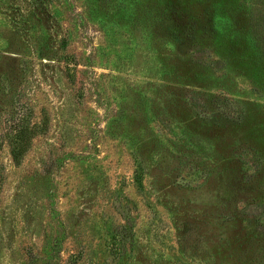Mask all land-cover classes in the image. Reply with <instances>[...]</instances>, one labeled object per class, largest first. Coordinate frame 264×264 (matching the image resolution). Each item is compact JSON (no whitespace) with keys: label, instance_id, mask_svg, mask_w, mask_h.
Returning a JSON list of instances; mask_svg holds the SVG:
<instances>
[{"label":"rangeland","instance_id":"rangeland-1","mask_svg":"<svg viewBox=\"0 0 264 264\" xmlns=\"http://www.w3.org/2000/svg\"><path fill=\"white\" fill-rule=\"evenodd\" d=\"M0 264H264V0H0Z\"/></svg>","mask_w":264,"mask_h":264},{"label":"trees","instance_id":"trees-1","mask_svg":"<svg viewBox=\"0 0 264 264\" xmlns=\"http://www.w3.org/2000/svg\"><path fill=\"white\" fill-rule=\"evenodd\" d=\"M14 155H15V157H19V154L15 153V152H14Z\"/></svg>","mask_w":264,"mask_h":264}]
</instances>
